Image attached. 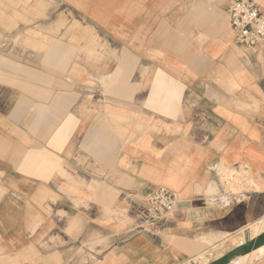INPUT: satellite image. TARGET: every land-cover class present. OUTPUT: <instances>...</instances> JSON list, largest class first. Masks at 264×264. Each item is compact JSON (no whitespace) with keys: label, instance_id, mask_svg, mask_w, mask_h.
<instances>
[{"label":"crops","instance_id":"0c3cea01","mask_svg":"<svg viewBox=\"0 0 264 264\" xmlns=\"http://www.w3.org/2000/svg\"><path fill=\"white\" fill-rule=\"evenodd\" d=\"M58 1L66 24L0 0V264H245L264 249V43L235 42L233 0ZM232 169L255 183L240 199ZM162 187L175 217L131 234L123 214Z\"/></svg>","mask_w":264,"mask_h":264},{"label":"built area","instance_id":"2783aa9c","mask_svg":"<svg viewBox=\"0 0 264 264\" xmlns=\"http://www.w3.org/2000/svg\"><path fill=\"white\" fill-rule=\"evenodd\" d=\"M228 24L235 42L243 49L254 52L264 43V13L254 0H233L228 13ZM180 201L174 193L159 188L146 205L133 204V213L142 220L134 231L156 233L175 217ZM152 230L146 231L145 226Z\"/></svg>","mask_w":264,"mask_h":264},{"label":"rangeland","instance_id":"374dc122","mask_svg":"<svg viewBox=\"0 0 264 264\" xmlns=\"http://www.w3.org/2000/svg\"><path fill=\"white\" fill-rule=\"evenodd\" d=\"M48 1H50V0H48ZM87 1H90L91 4L93 2V0H87ZM51 2L52 3H56L57 5L59 4L58 5L59 8H57V9L54 8L53 11L51 12V14L46 16L45 15V12H46V9L48 7V3L49 2L47 3L46 0H37V3H36L35 8H36V11L38 12V14H37V18L38 19H41V18H44V17H49L50 20H53L55 22L57 21L59 23L66 24L70 18L71 19L74 18V16L72 15V13H69L68 14V12H67V13H62L61 14V12H63V9H62V7L60 5L61 4L60 1H58V0H52ZM101 3L106 6V9H108V7L110 5V0H101ZM10 17H12V15H9V17H7V18L9 19ZM105 17L108 20L109 15L106 14ZM95 36L97 38L99 37L98 35H95ZM98 47H99V44H97V42L95 41L93 43L94 50L96 48H98ZM221 176H222L221 177V184L223 186V189H224L225 193L227 194L225 196L234 195L235 197L239 198V196L240 195L242 196V194H245V192L252 191L253 189L251 188V186L255 185V183L253 182V180L249 176V173L246 172L244 169H241L239 172H237L234 169H232V170H226V171L224 170V172L222 173ZM162 188H165V189L171 191L172 193H175L174 191H172L171 189H169L167 187H162ZM257 190H259V188H257ZM207 195H209V196L220 195V191H219V189H217V187H211V188L208 189ZM123 216L126 218V221L129 224L134 225L132 227V230L137 225H140L142 223V220L139 219V218H137L136 214H131V213L129 215L128 214H123ZM145 228H146L145 230L148 231V232H151L152 231V230H150L151 228H149L147 225L145 226ZM143 231L144 230H137L136 229L131 234L138 233V232H143ZM157 231H160V230H157Z\"/></svg>","mask_w":264,"mask_h":264},{"label":"bare ground","instance_id":"6f19581e","mask_svg":"<svg viewBox=\"0 0 264 264\" xmlns=\"http://www.w3.org/2000/svg\"><path fill=\"white\" fill-rule=\"evenodd\" d=\"M251 177V176H250ZM261 221V220H260ZM251 229V228H250ZM253 235L257 236L259 233H261L264 230V220L260 222V224H257L255 228H253ZM264 255V249L260 250L259 252H255L250 256H247L245 259H243L244 263L249 264L254 259L259 258L260 256Z\"/></svg>","mask_w":264,"mask_h":264}]
</instances>
